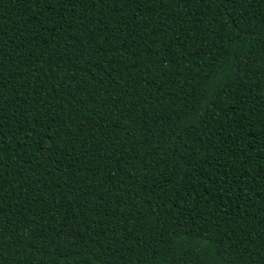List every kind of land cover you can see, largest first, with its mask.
I'll use <instances>...</instances> for the list:
<instances>
[{
    "label": "trees",
    "instance_id": "obj_1",
    "mask_svg": "<svg viewBox=\"0 0 264 264\" xmlns=\"http://www.w3.org/2000/svg\"><path fill=\"white\" fill-rule=\"evenodd\" d=\"M0 264H264V0H0Z\"/></svg>",
    "mask_w": 264,
    "mask_h": 264
},
{
    "label": "snow or ice",
    "instance_id": "obj_2",
    "mask_svg": "<svg viewBox=\"0 0 264 264\" xmlns=\"http://www.w3.org/2000/svg\"><path fill=\"white\" fill-rule=\"evenodd\" d=\"M228 3H237L239 0H227Z\"/></svg>",
    "mask_w": 264,
    "mask_h": 264
}]
</instances>
